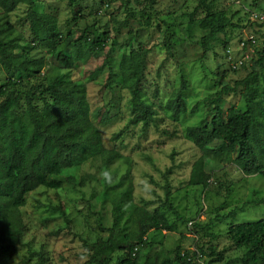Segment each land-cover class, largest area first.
I'll use <instances>...</instances> for the list:
<instances>
[{"label": "rangeland", "instance_id": "1", "mask_svg": "<svg viewBox=\"0 0 264 264\" xmlns=\"http://www.w3.org/2000/svg\"><path fill=\"white\" fill-rule=\"evenodd\" d=\"M102 1L109 7L104 5V14L99 17L95 15V11L103 4ZM124 1L126 0H38L37 11L49 14L56 20L57 30L60 38L62 37L58 42L60 50L66 48L63 37L70 34L72 38H77L90 25L116 37L118 45L113 51L108 48L90 55L86 46H83L80 59L75 61L72 69L64 68L58 59L48 54V48L36 40L24 5L8 16L14 28L13 37L19 44L22 47L34 45L30 58L46 59L47 62L41 76L33 79V74L28 73V78L20 89L25 91L41 79L48 82L61 74H67L71 80L82 83L87 88L92 120L103 134L105 147L118 149L127 159H123L120 165L116 164L118 167L109 174L105 187L102 161L100 157H95L80 167L66 170L59 178L63 182L60 189L41 187L32 192L27 197V205L22 208L29 226L28 233L18 247L12 263L38 264L41 253L47 257V264H88L83 240L91 243L101 232L99 213L103 212L104 224L110 226L111 222L110 205L102 209L101 192L116 185L120 176L131 169L134 186L132 200L135 204L131 227L124 237L113 240L119 251L115 253L111 264H122V260L128 257L129 243L145 238L141 235L139 221L142 218L150 219L155 206L162 203L166 184L164 174L174 165L168 175L171 195L180 216L185 220L180 222L176 214L167 213L168 223L174 229H164L158 233L151 231L147 235L151 246L141 245L140 261L143 262L148 254L150 259L158 257L159 264L165 257L172 259L173 251L178 246L190 251L204 246L205 257L202 260L207 262L210 260V250L207 247L212 246L224 257L217 264H242L240 259L243 250L233 247L228 239L227 229L232 224L264 218V205L255 203L264 197V178L244 176L228 155L227 149L221 147L219 142H214L211 144L212 153L204 165L205 171L210 175L208 188L190 186L188 183L193 164L202 153L185 138V130L188 126L199 123L209 112L207 100L220 92L218 81L224 73V83L233 85L249 72L246 69L237 72L230 70L242 57L240 39L254 34L258 40L257 49H264V23L248 22L251 11L264 14V0H217L219 7L233 17L238 28H229L222 32L220 40L210 41L208 44L211 47L207 49L202 47L206 32L189 25L188 15L185 14L194 11L198 0H155L153 15L157 18L152 28L147 29L140 25L141 17L136 13L118 31L119 22L126 19L129 11ZM2 12L0 5V19L5 17ZM201 17L196 15L194 19ZM163 19L177 24L171 31L174 33L172 38L175 45L171 52H168L165 42V37L171 32L166 31L167 26L162 22ZM131 30L138 32L130 40L133 46L136 48L140 42L148 51L146 78L142 88L144 98L156 112V121L145 133L142 132V125L132 127L131 132L113 142L112 136L124 129L133 113L128 102L129 92L117 82L116 76L109 80L112 71L109 70V63L104 62L107 53L114 60L119 57L123 44L128 42V32ZM225 37L227 40H224ZM226 45L233 49V61L226 56ZM16 51L18 58L19 50ZM115 70L118 69L115 67ZM3 71L5 70L0 66V85L6 82L8 76ZM181 71L187 80V88L184 90L187 113L174 120L168 103L174 90L181 86ZM258 71L264 83V67H259ZM24 99L23 96L22 102ZM222 99L225 110L231 105H240L242 91L222 95ZM35 103L40 111L51 114L50 109L43 103ZM106 112L109 119L102 120L101 116ZM71 177L75 182L70 180ZM127 186L128 184L124 185L125 188ZM152 201H157V204H150ZM235 207L242 210L235 217L225 218ZM60 208L67 215H62ZM66 219H69V224ZM195 223L201 226L195 227ZM202 225H210V229L205 230Z\"/></svg>", "mask_w": 264, "mask_h": 264}, {"label": "trees", "instance_id": "2", "mask_svg": "<svg viewBox=\"0 0 264 264\" xmlns=\"http://www.w3.org/2000/svg\"><path fill=\"white\" fill-rule=\"evenodd\" d=\"M37 2L38 0H0L2 16L5 15L0 19V22H3L0 24V66L5 70L3 72L8 74L6 82L0 85V264H13L12 260L18 252V247L22 245L28 233L29 226L24 219L22 208L27 205V197L32 192L41 187L60 189L63 182L59 178L66 170L80 167L95 157L101 158L105 171V187L109 174L118 167L116 164L120 165L125 159L118 149L105 147L103 134L92 120L85 85L71 80L67 74H61L48 82L41 79L25 91L20 89L28 78V73L33 74V79H37L47 64L46 59L30 58L34 45L22 47L13 37L14 28L8 16L21 5L27 9L26 16L30 20L36 40L47 47L48 54L58 59L66 69H72L75 61H79L83 46H86L88 54L94 55L108 48L113 51L118 45L115 36L96 30L94 25H90L77 38H72L70 34L63 37L66 48L60 50L58 42L62 37L60 38L57 30L56 20L49 14L38 12ZM155 4V0L124 1L129 11L126 19L119 22L117 30L126 26L136 13L141 17L140 25L147 29L152 28L157 18L153 15ZM104 5L109 7L107 3L101 4L95 11L96 16L104 14ZM78 13L80 14V11ZM185 14L188 15L189 25L206 32L202 39V47L206 49L211 47L208 44L210 41L220 40L222 32L229 28H238L233 17L228 16L226 11L219 7L217 0H198L194 11ZM196 15L202 17L196 20ZM162 22L167 26V32H171L177 25L164 19ZM248 22L252 24V21ZM128 33V42L123 44L119 57L114 60L107 53L104 62L109 63V70L112 71L109 80L116 76L117 82L129 92L128 102L133 113L124 129L112 136L113 142L131 132L132 127L142 125V132L145 133L156 121V112L144 98L142 88L146 78L148 51L140 42L136 48L131 43L130 40L138 32L131 30ZM173 35L171 32L165 37L168 52L175 46ZM255 39L256 44H252L248 38L240 39V42L244 40L247 44L240 47L242 57L238 62L242 60V63L230 69L233 72L240 69L249 70L247 75L235 81L233 85H227L224 83V73L218 81L220 92L207 100L209 112L199 123L188 126L185 130V138L202 153L192 167L188 183L192 187L207 189L209 186L210 175L205 171L204 165L212 153L211 144L214 142H219L221 147L227 149L228 155L244 176L264 178V83L258 71L259 67H264V49H257L258 40L256 37ZM224 40H227L226 37ZM249 44L253 48L252 52ZM16 50H19L18 58ZM224 50L229 60L233 61V49L226 45ZM248 54V58L243 60ZM115 67L118 70H115ZM180 80L181 86L174 90L168 103L174 120L187 113V103L184 99L187 80L183 71ZM239 90L242 91L243 98L240 105L234 104L225 110L222 95L237 93ZM23 96L25 99L22 102ZM36 101L48 107L51 114L40 111ZM23 105L25 108L22 109ZM196 107L198 108V105ZM104 114L101 116L102 120H108V112ZM173 168L174 165L170 166L164 174L166 184L162 203L155 206L150 219L142 218L139 221L141 235L145 238L129 243L128 257L122 260V264H158V257L150 259L148 254L143 262L140 261L141 245L151 246L147 235L151 231L158 233L164 229H174L168 223L166 214L169 212H173L180 222H184L185 219L180 216L172 200L168 175ZM70 180L75 182L72 177ZM125 184H128L126 188ZM133 190L131 169H128L120 176L116 185L101 192L100 203L103 210L110 205L111 222L110 226L104 224L103 212L99 213L101 232L91 243L83 240L88 264L112 263L115 253L119 251L113 240L124 237L131 227L135 207L132 200ZM155 203L157 204V201L150 204ZM255 203L264 205V197ZM244 206L245 204L242 208ZM60 209L62 215H67L64 209ZM241 210L240 207H235L224 217H235ZM66 221L70 223L69 219ZM194 226L200 227L201 224L195 223ZM202 228L208 230L210 225H202ZM227 236L234 248L243 250L240 259L242 264H264V218L232 224L227 229ZM207 249L210 250V260L207 262L200 263L198 259V255L201 260L205 257L204 246L192 251L183 250L178 246L173 251L172 259L165 257L159 264H217L224 260L223 254L217 252L216 248L209 246ZM38 264H47V257L40 253Z\"/></svg>", "mask_w": 264, "mask_h": 264}, {"label": "built area", "instance_id": "3", "mask_svg": "<svg viewBox=\"0 0 264 264\" xmlns=\"http://www.w3.org/2000/svg\"><path fill=\"white\" fill-rule=\"evenodd\" d=\"M251 18H250V20L251 21H258V22H262V21H264V14L263 13H258V12H256V11H251ZM246 38H248L250 41H251V43L252 44H256V39H255V37H254V35H247L246 37H245V39ZM240 45H241V47H244L245 45H247L246 44V42L243 40V41H241L240 42ZM250 48H251V45L249 44L248 45ZM253 50V48H251V51ZM248 56H249V54L247 55V56H245L244 57V59L243 60H246L247 58H248ZM237 63H236V65H234V67H236L238 64L240 65L241 63H242V60L241 61H236ZM198 259H199V261H200V263H203V260H201V258H200V256L198 255Z\"/></svg>", "mask_w": 264, "mask_h": 264}, {"label": "clouds", "instance_id": "4", "mask_svg": "<svg viewBox=\"0 0 264 264\" xmlns=\"http://www.w3.org/2000/svg\"><path fill=\"white\" fill-rule=\"evenodd\" d=\"M257 12V11H256ZM258 13H260V12H258ZM251 21V20H250ZM252 22H255V21H252ZM248 35H250V34H248Z\"/></svg>", "mask_w": 264, "mask_h": 264}]
</instances>
